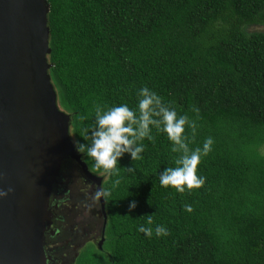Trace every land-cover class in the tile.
<instances>
[{
  "label": "trees",
  "instance_id": "obj_1",
  "mask_svg": "<svg viewBox=\"0 0 264 264\" xmlns=\"http://www.w3.org/2000/svg\"><path fill=\"white\" fill-rule=\"evenodd\" d=\"M47 2L48 73L73 143L97 106L136 111L141 87L195 124L190 150L214 141L197 166L204 185L184 193L159 184L181 153L155 128L142 159L125 154L115 175L81 157L111 194L103 244L76 264H264V32L247 31L264 26V0Z\"/></svg>",
  "mask_w": 264,
  "mask_h": 264
},
{
  "label": "water",
  "instance_id": "obj_2",
  "mask_svg": "<svg viewBox=\"0 0 264 264\" xmlns=\"http://www.w3.org/2000/svg\"><path fill=\"white\" fill-rule=\"evenodd\" d=\"M47 0H0V264H46L49 200L63 170L92 175L74 149L71 117L61 111L49 77ZM68 177V174H64ZM102 217L106 213L97 197Z\"/></svg>",
  "mask_w": 264,
  "mask_h": 264
},
{
  "label": "clouds",
  "instance_id": "obj_3",
  "mask_svg": "<svg viewBox=\"0 0 264 264\" xmlns=\"http://www.w3.org/2000/svg\"><path fill=\"white\" fill-rule=\"evenodd\" d=\"M137 110L129 108L125 104L118 106L95 108L93 121L87 127L82 128L79 136L83 142L74 141V149L84 161H90L92 169L99 176H112L120 171L119 160L127 154L131 161L142 159L144 152L143 140L152 141V129L157 133H165L173 145L171 151L181 155L175 160V167H167L159 173L161 187H171L177 193L186 190L201 188L205 183L203 176L197 175V166L202 156H206L211 150L213 139L205 138L202 147L189 149L186 137L183 135L185 125L195 129V124L189 122L186 115L177 116L174 109H170L162 98L147 87H141L138 93ZM138 112V114H137ZM133 173L134 168L126 169ZM0 191V197L10 192ZM108 189L98 187L96 197L110 196ZM129 211L135 209V201L129 203ZM185 210L191 212V206L186 205ZM148 224L151 225V215L148 216ZM146 236H151L155 231L156 236H166L167 229L162 225L152 227L139 226L137 229Z\"/></svg>",
  "mask_w": 264,
  "mask_h": 264
},
{
  "label": "flooded vegetation",
  "instance_id": "obj_4",
  "mask_svg": "<svg viewBox=\"0 0 264 264\" xmlns=\"http://www.w3.org/2000/svg\"><path fill=\"white\" fill-rule=\"evenodd\" d=\"M49 209L50 226L43 246L46 264H76L83 252L101 248L103 221L99 203L93 184L76 166L63 170L52 189Z\"/></svg>",
  "mask_w": 264,
  "mask_h": 264
},
{
  "label": "rangeland",
  "instance_id": "obj_5",
  "mask_svg": "<svg viewBox=\"0 0 264 264\" xmlns=\"http://www.w3.org/2000/svg\"><path fill=\"white\" fill-rule=\"evenodd\" d=\"M248 32H264V26H249L247 28Z\"/></svg>",
  "mask_w": 264,
  "mask_h": 264
}]
</instances>
